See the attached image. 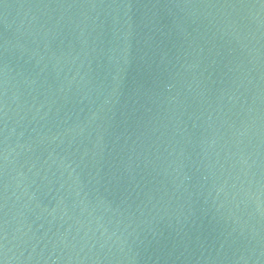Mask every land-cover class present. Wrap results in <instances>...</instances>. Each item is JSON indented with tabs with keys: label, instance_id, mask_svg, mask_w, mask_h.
<instances>
[{
	"label": "water",
	"instance_id": "1",
	"mask_svg": "<svg viewBox=\"0 0 264 264\" xmlns=\"http://www.w3.org/2000/svg\"><path fill=\"white\" fill-rule=\"evenodd\" d=\"M0 264H264V0H0Z\"/></svg>",
	"mask_w": 264,
	"mask_h": 264
}]
</instances>
